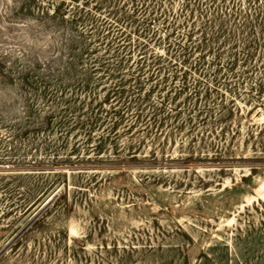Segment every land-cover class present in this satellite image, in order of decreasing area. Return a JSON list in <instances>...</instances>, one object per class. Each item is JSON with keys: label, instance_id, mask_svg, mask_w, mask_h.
Returning <instances> with one entry per match:
<instances>
[{"label": "rangeland", "instance_id": "374dc122", "mask_svg": "<svg viewBox=\"0 0 264 264\" xmlns=\"http://www.w3.org/2000/svg\"><path fill=\"white\" fill-rule=\"evenodd\" d=\"M262 183L264 0L0 9V264H264Z\"/></svg>", "mask_w": 264, "mask_h": 264}, {"label": "bare ground", "instance_id": "6f19581e", "mask_svg": "<svg viewBox=\"0 0 264 264\" xmlns=\"http://www.w3.org/2000/svg\"><path fill=\"white\" fill-rule=\"evenodd\" d=\"M256 190H257V193H258L259 195L264 196V183L260 184V185L256 188Z\"/></svg>", "mask_w": 264, "mask_h": 264}, {"label": "clouds", "instance_id": "9594fccd", "mask_svg": "<svg viewBox=\"0 0 264 264\" xmlns=\"http://www.w3.org/2000/svg\"><path fill=\"white\" fill-rule=\"evenodd\" d=\"M12 2H13V0H0V9L3 8L5 3L6 4H12ZM5 23H7V22L5 21ZM8 26H13V25H8Z\"/></svg>", "mask_w": 264, "mask_h": 264}, {"label": "water", "instance_id": "95a60500", "mask_svg": "<svg viewBox=\"0 0 264 264\" xmlns=\"http://www.w3.org/2000/svg\"><path fill=\"white\" fill-rule=\"evenodd\" d=\"M48 202H49V201H48ZM20 234H21V233H18V234L16 235V237H14V239L17 238ZM2 254H3V251L0 253V257H1Z\"/></svg>", "mask_w": 264, "mask_h": 264}]
</instances>
